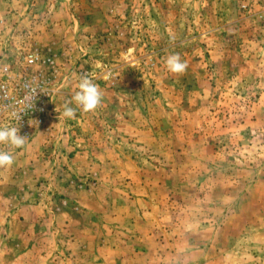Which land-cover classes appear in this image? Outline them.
Instances as JSON below:
<instances>
[{"label":"rangeland","instance_id":"obj_1","mask_svg":"<svg viewBox=\"0 0 264 264\" xmlns=\"http://www.w3.org/2000/svg\"><path fill=\"white\" fill-rule=\"evenodd\" d=\"M32 53L51 98L0 168V264H264V0H0V80ZM83 74L103 101L65 119Z\"/></svg>","mask_w":264,"mask_h":264},{"label":"built area","instance_id":"obj_2","mask_svg":"<svg viewBox=\"0 0 264 264\" xmlns=\"http://www.w3.org/2000/svg\"><path fill=\"white\" fill-rule=\"evenodd\" d=\"M24 59V77L0 80V124L11 122L18 127L20 135L26 136V145L32 140L34 129L44 122L51 91L35 72L37 66L43 63L39 55L28 54ZM32 89L38 91L34 100L30 99Z\"/></svg>","mask_w":264,"mask_h":264},{"label":"clouds","instance_id":"obj_3","mask_svg":"<svg viewBox=\"0 0 264 264\" xmlns=\"http://www.w3.org/2000/svg\"><path fill=\"white\" fill-rule=\"evenodd\" d=\"M165 67L174 75H182L187 70V64L181 60L179 53L169 54L165 59ZM37 94V89H32L30 99L34 100ZM102 101L103 95L98 85L87 74H83L79 78L77 90L70 99L64 101L61 115L65 119H73L77 109L83 113L94 112ZM25 143L26 136L20 135L18 127L11 122L0 124V168H10L14 164L13 152Z\"/></svg>","mask_w":264,"mask_h":264},{"label":"crops","instance_id":"obj_4","mask_svg":"<svg viewBox=\"0 0 264 264\" xmlns=\"http://www.w3.org/2000/svg\"><path fill=\"white\" fill-rule=\"evenodd\" d=\"M74 234H72V235H70L71 236V238H70V240H69V243L72 245V244H74V245H78V238H77V233H75V232H73ZM97 236H96V238H91L89 241H87V242H81V246H83V248L85 249V250H90L89 249V246H90V244H92L94 241H99V236H98V234H96ZM1 237V236H0ZM3 239V238H2ZM81 240V239H80ZM0 242H2V240H0ZM99 248V247H98ZM77 249L80 251V246L78 245L77 246ZM99 250H104V248H99ZM3 253V251H2V248L0 247V255ZM89 253V252H88ZM90 255V254H89ZM78 257H80L79 255H77ZM98 256H99V254H98ZM92 257H97V255H92ZM70 260V259H69Z\"/></svg>","mask_w":264,"mask_h":264}]
</instances>
